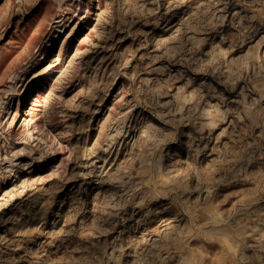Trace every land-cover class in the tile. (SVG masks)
Here are the masks:
<instances>
[{"label": "rangeland", "instance_id": "obj_1", "mask_svg": "<svg viewBox=\"0 0 264 264\" xmlns=\"http://www.w3.org/2000/svg\"><path fill=\"white\" fill-rule=\"evenodd\" d=\"M0 264H264V0H0Z\"/></svg>", "mask_w": 264, "mask_h": 264}]
</instances>
